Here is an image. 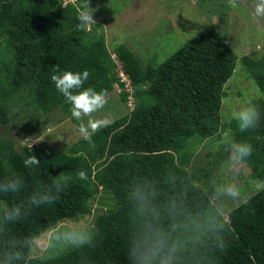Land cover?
I'll use <instances>...</instances> for the list:
<instances>
[{"label":"trees","instance_id":"obj_1","mask_svg":"<svg viewBox=\"0 0 264 264\" xmlns=\"http://www.w3.org/2000/svg\"><path fill=\"white\" fill-rule=\"evenodd\" d=\"M95 0H88V4ZM85 0H0V43L4 42L7 62L0 63V126L10 119L9 101L20 93L38 112L56 108L70 112V105L51 81L56 68L90 75L84 88L97 92L133 87L136 106L109 121L91 137L73 143L66 152L16 145L0 135V180L22 176L29 195L44 184L63 179L67 187L58 201L35 208L13 231L19 235L36 233L65 219H78L92 211V200L100 191L110 194L113 204L95 214V246L69 249L46 264H128L126 247L128 219L125 193L137 176L162 179L167 174L183 178L190 186L193 178L185 168L192 153L189 142L206 139L220 129L223 87L234 72L237 54L214 30L206 27L178 47L156 67L144 70L139 59L125 45L114 48L117 62L98 32L78 26V13ZM240 62L254 75L260 91L255 105L260 112L257 127L237 130L235 138L252 145L247 160L251 176L264 180V54H248ZM128 91L122 92V98ZM232 123H235L233 120ZM47 151H51L46 153ZM34 155L39 166L29 169L25 158ZM87 180L77 178L79 171ZM209 179L204 182L208 187ZM21 196H3L12 204ZM231 208V229L225 233L226 247L218 252L219 264H264V192L249 195ZM30 264H40L31 261Z\"/></svg>","mask_w":264,"mask_h":264},{"label":"clouds","instance_id":"obj_2","mask_svg":"<svg viewBox=\"0 0 264 264\" xmlns=\"http://www.w3.org/2000/svg\"><path fill=\"white\" fill-rule=\"evenodd\" d=\"M232 8L238 7V0H228ZM85 0L78 13L81 28L95 24L93 12ZM254 17H264V0H255ZM51 76L55 88L62 94L70 107L74 119L82 121L91 117L107 103V90L97 92L92 87L84 88L90 73L60 71ZM232 119L240 132L257 127L260 112L253 103L233 109ZM107 119H89L78 126L79 133L91 143V137ZM219 144L228 154L223 165L231 179L209 181L201 188L196 182L191 186L180 176L167 174L162 179L137 176L132 179L125 193V207L128 219V240L126 256L128 264H219L218 252L226 247L225 233L231 229V209L226 201H249L235 180L254 149L251 144L236 141L231 129H219ZM31 148V145H29ZM26 168L39 166L40 161L30 155L24 159ZM77 178L87 180L83 170ZM21 196L25 188L22 176H11L0 180V195L21 196L12 204L0 206V264H30L39 261L46 264L55 253L69 249L94 247L96 233L93 227L79 220L57 222L43 227L36 233L19 235L13 231L16 224L25 222L35 208L51 205L58 201L67 184L56 179L51 184ZM253 190L264 192V180L252 182Z\"/></svg>","mask_w":264,"mask_h":264},{"label":"rangeland","instance_id":"obj_3","mask_svg":"<svg viewBox=\"0 0 264 264\" xmlns=\"http://www.w3.org/2000/svg\"><path fill=\"white\" fill-rule=\"evenodd\" d=\"M61 1L63 5L69 0ZM254 3L255 0H238V7L232 8L228 0H95L88 4L95 10V24L85 28L103 36L105 46L117 62L118 73L120 62L114 53V48L118 45L125 44L147 71L160 64L199 30L213 27L238 57L235 70L223 87L224 96L220 107V129H231L236 140L235 132L239 129L236 121L232 123L233 109L249 102L255 104L260 98L254 77L257 73L247 70L240 62L243 55L248 54L256 59L264 54V17L253 16ZM8 60L9 56L4 52V42H1L0 63ZM124 90L128 91L125 100L122 98ZM106 99L103 109L78 121L71 113L59 107L46 114L38 112L27 97L17 93L9 101L10 119L0 126V135L11 138L18 146L34 145L38 149L66 152L83 137L78 131L82 122L87 123L89 119L110 121L130 112L136 106L133 87L128 81L123 87L114 83ZM49 152L51 151L46 153ZM185 152L192 153L185 168L190 174L196 173L200 177V180L193 178L194 183L198 182L204 187L207 179L224 181L232 178L223 168L228 154L219 144L217 133L206 139L191 140ZM235 180L242 190L243 198L255 192L252 182L257 179L251 176L247 163ZM99 189L91 202L92 211L89 214L60 222L79 220L95 230L94 219L97 211L105 210L113 204L111 195L101 191V186ZM226 203L231 209L241 202L229 200ZM3 204L0 200V206ZM60 252L63 251L55 254Z\"/></svg>","mask_w":264,"mask_h":264}]
</instances>
